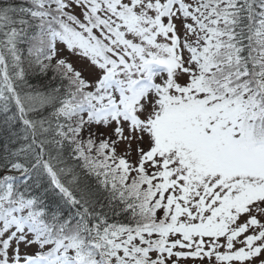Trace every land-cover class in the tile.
<instances>
[{
	"label": "snow or ice",
	"instance_id": "6c2138e0",
	"mask_svg": "<svg viewBox=\"0 0 264 264\" xmlns=\"http://www.w3.org/2000/svg\"><path fill=\"white\" fill-rule=\"evenodd\" d=\"M0 264H264V0H0Z\"/></svg>",
	"mask_w": 264,
	"mask_h": 264
}]
</instances>
